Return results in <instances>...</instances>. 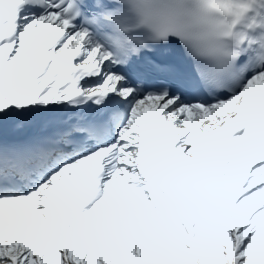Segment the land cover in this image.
<instances>
[{"label":"snow or ice","instance_id":"6c2138e0","mask_svg":"<svg viewBox=\"0 0 264 264\" xmlns=\"http://www.w3.org/2000/svg\"><path fill=\"white\" fill-rule=\"evenodd\" d=\"M103 7L0 0V264H264V57L133 66Z\"/></svg>","mask_w":264,"mask_h":264},{"label":"clouds","instance_id":"9594fccd","mask_svg":"<svg viewBox=\"0 0 264 264\" xmlns=\"http://www.w3.org/2000/svg\"><path fill=\"white\" fill-rule=\"evenodd\" d=\"M100 2L98 39L113 55L130 59L174 38L213 86H226L241 54L264 57V0Z\"/></svg>","mask_w":264,"mask_h":264}]
</instances>
